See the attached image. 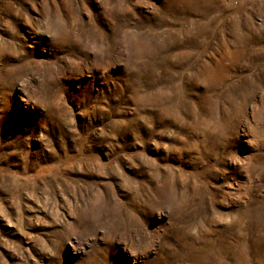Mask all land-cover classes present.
Returning a JSON list of instances; mask_svg holds the SVG:
<instances>
[{"label": "rangeland", "instance_id": "374dc122", "mask_svg": "<svg viewBox=\"0 0 264 264\" xmlns=\"http://www.w3.org/2000/svg\"><path fill=\"white\" fill-rule=\"evenodd\" d=\"M0 264H264V0H0Z\"/></svg>", "mask_w": 264, "mask_h": 264}]
</instances>
